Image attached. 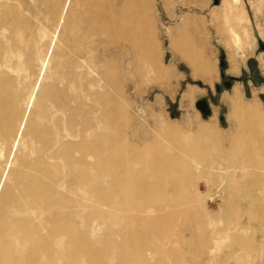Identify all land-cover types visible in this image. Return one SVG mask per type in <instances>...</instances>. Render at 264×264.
<instances>
[{"label": "bare ground", "instance_id": "6f19581e", "mask_svg": "<svg viewBox=\"0 0 264 264\" xmlns=\"http://www.w3.org/2000/svg\"><path fill=\"white\" fill-rule=\"evenodd\" d=\"M40 6L55 31L41 44L17 6L0 0V141L18 150L0 199V264H221L227 253L245 254L252 242L243 222L264 226V114L236 102L239 122L228 132L200 127L190 136L164 126L151 147L114 143L127 114L126 74L142 71L144 41L154 37L151 7ZM11 56L30 66L23 90L4 69ZM38 57L48 60L45 71ZM91 221L106 225L91 235Z\"/></svg>", "mask_w": 264, "mask_h": 264}, {"label": "rangeland", "instance_id": "374dc122", "mask_svg": "<svg viewBox=\"0 0 264 264\" xmlns=\"http://www.w3.org/2000/svg\"><path fill=\"white\" fill-rule=\"evenodd\" d=\"M144 2L151 7L147 18L152 22L154 37L150 40L147 35L144 41L142 71L126 74L122 102L127 114L114 126L120 132L113 138L114 143L126 139L141 148L151 147L164 136V126L190 136H195L200 127L215 133L228 132L230 125L239 122L236 102L264 114V0ZM11 3L17 6L22 19L32 24L40 44L55 38V31L46 28L47 24L38 16L40 0H11ZM23 34L26 37L25 31ZM13 60L23 68L17 67ZM134 62L135 59H128L123 64ZM36 63L42 71L48 60L38 57ZM123 64L120 63V68ZM29 67L24 57L20 61L11 56L4 69L18 80L23 90ZM112 110L119 112L121 105L115 102ZM17 154V148L7 150L0 141V199L15 168ZM39 154L36 148L29 155L35 160ZM196 183L203 197L204 182L198 179ZM55 189L57 193L71 191L58 185ZM260 220L243 222L250 231L244 236L252 242L246 253H227L221 264H264V226L260 227ZM85 223L79 217L76 227L84 228ZM105 225L91 221L86 228L94 235Z\"/></svg>", "mask_w": 264, "mask_h": 264}, {"label": "crops", "instance_id": "0c3cea01", "mask_svg": "<svg viewBox=\"0 0 264 264\" xmlns=\"http://www.w3.org/2000/svg\"><path fill=\"white\" fill-rule=\"evenodd\" d=\"M232 72H233V70H232Z\"/></svg>", "mask_w": 264, "mask_h": 264}]
</instances>
